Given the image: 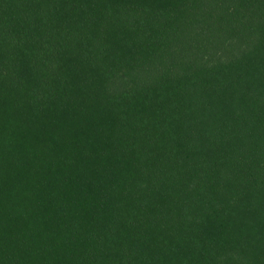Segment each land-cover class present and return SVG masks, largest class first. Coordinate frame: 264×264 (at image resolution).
Instances as JSON below:
<instances>
[{"label":"trees","instance_id":"1","mask_svg":"<svg viewBox=\"0 0 264 264\" xmlns=\"http://www.w3.org/2000/svg\"><path fill=\"white\" fill-rule=\"evenodd\" d=\"M0 264H264V0H0Z\"/></svg>","mask_w":264,"mask_h":264}]
</instances>
